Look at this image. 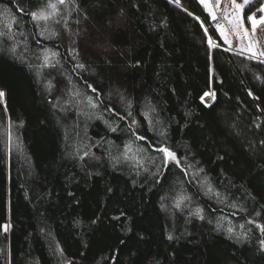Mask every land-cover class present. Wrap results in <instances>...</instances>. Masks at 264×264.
Returning <instances> with one entry per match:
<instances>
[{
	"label": "trees",
	"instance_id": "16d2710c",
	"mask_svg": "<svg viewBox=\"0 0 264 264\" xmlns=\"http://www.w3.org/2000/svg\"><path fill=\"white\" fill-rule=\"evenodd\" d=\"M0 89V264H264V61L200 0H0Z\"/></svg>",
	"mask_w": 264,
	"mask_h": 264
},
{
	"label": "rangeland",
	"instance_id": "374dc122",
	"mask_svg": "<svg viewBox=\"0 0 264 264\" xmlns=\"http://www.w3.org/2000/svg\"><path fill=\"white\" fill-rule=\"evenodd\" d=\"M252 1L200 0L229 50L239 55L264 61V0L259 8L246 12ZM49 14L50 10L42 12L41 17L45 18ZM210 41L213 46L215 43ZM49 54L51 56V53ZM201 100L204 104L210 105L214 101V92L212 90L206 92ZM0 104L7 111L5 92L2 89H0ZM6 126L7 154L9 155L10 120L8 117ZM4 228L6 232H9V221L6 222Z\"/></svg>",
	"mask_w": 264,
	"mask_h": 264
}]
</instances>
